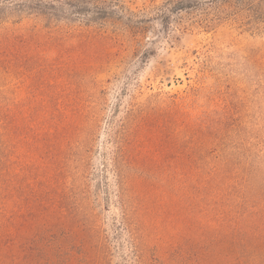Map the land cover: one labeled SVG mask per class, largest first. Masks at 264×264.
<instances>
[{
    "label": "rangeland",
    "instance_id": "374dc122",
    "mask_svg": "<svg viewBox=\"0 0 264 264\" xmlns=\"http://www.w3.org/2000/svg\"><path fill=\"white\" fill-rule=\"evenodd\" d=\"M201 149L264 175V0H0L2 264H198Z\"/></svg>",
    "mask_w": 264,
    "mask_h": 264
},
{
    "label": "trees",
    "instance_id": "16d2710c",
    "mask_svg": "<svg viewBox=\"0 0 264 264\" xmlns=\"http://www.w3.org/2000/svg\"><path fill=\"white\" fill-rule=\"evenodd\" d=\"M261 172L260 167L246 168L234 155L203 149L194 153L181 192L192 203L189 230L199 248L198 264H264ZM2 249L0 237V264Z\"/></svg>",
    "mask_w": 264,
    "mask_h": 264
}]
</instances>
